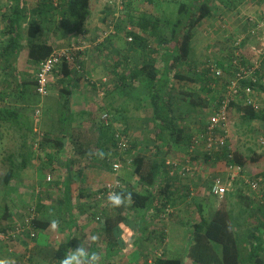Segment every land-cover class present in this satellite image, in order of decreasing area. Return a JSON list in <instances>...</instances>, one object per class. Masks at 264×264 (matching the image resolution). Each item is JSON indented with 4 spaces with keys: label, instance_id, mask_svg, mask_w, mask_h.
<instances>
[{
    "label": "crops",
    "instance_id": "obj_1",
    "mask_svg": "<svg viewBox=\"0 0 264 264\" xmlns=\"http://www.w3.org/2000/svg\"><path fill=\"white\" fill-rule=\"evenodd\" d=\"M12 1L13 0H0L1 48H4L7 45V41L9 39V33H7V31L8 29H11V27H8V24H10V19H8L7 23L6 19H4L1 14L10 11L9 7L12 6ZM63 1L65 2L66 0ZM96 1L97 0H91L90 14L85 23L75 26L77 20H70V22L74 23L75 26L74 30L70 31L69 28L61 30L55 25L54 19L62 17L59 11L54 12L52 18H50V14L48 17L50 19H44V11H42L44 9L43 4H45V2L47 3L48 0H25V9L29 16L28 20L22 24V48L20 49L17 58L12 59V65L9 67L5 66V64L8 63H6L0 56V95L2 94L4 97L0 98V109H3L5 111L4 113L6 114L5 119L1 121L0 125V166L7 164L8 168H10L13 164L12 160H15V163L18 164H23L25 163V160H29L28 165L18 173V175H20L18 178L20 179L21 183H19V186L15 185L17 180L13 179L12 189L17 188V192L20 194H28L30 196L35 195V198L37 199L36 205L39 206L38 216L43 220V222H48L49 224L47 227L39 228V230L36 231L39 234L37 239L34 241H30L32 238H30L28 234H24V236L19 241L13 244L16 245V249L18 248L16 251L19 252L21 250L20 254L26 255V261L22 262V259L18 261L20 257L16 251L9 253V250L11 249L10 246H12L11 243H1L0 259L3 258L8 262V264H30V261L36 264H48L52 258L53 252H55V249L58 248V243L61 241H70L71 245L69 254H71L72 251L76 250L78 247H83L89 253L95 245V242L99 240L97 237L102 235V223L104 220V215L100 211V206H102L104 202H99L95 193L100 185L95 184L92 186L84 184L83 186L86 195L80 197L73 196L70 201V208L66 207L63 191L68 177L69 167L71 171L72 169H76L79 166L88 163L101 167L104 166L103 164L106 161L107 154L108 156L110 153L116 154L117 150L115 145H113V141L108 140L112 135L108 136L107 138L106 124L101 118L103 113L106 111L112 113L115 112L118 117V122L126 127L129 134L132 135L133 133L134 136L136 135L133 141H136L135 143L138 147L144 148V146L147 145L146 142H149L151 146L154 144L152 138L147 140L148 137H151V134L144 139L142 138L147 134L145 130H148L151 133V128L154 127V123L152 121L145 122L147 119L146 117L152 116L150 102H148L147 99V90H145L142 85H139L136 82L132 83L131 80L129 81V77V86L125 87V84L127 83L123 77H121L124 68L137 66L142 59L147 58L144 57L146 53H142L140 47H132L127 44L125 42L124 36L120 37L121 39L116 38L117 43L114 44L116 47L114 50H112L113 46H108V48H106V43H98L86 52H81L82 54L85 52V56L82 61V72H79L77 69L72 67L71 74H69L64 79L58 70L54 72L50 84V93L46 98H41V96L36 92V72L38 65L30 62L28 57L29 50L27 44L29 33L28 27L30 21L36 20L37 22L40 21V23H42V26L44 27L43 35H39V38L47 39L48 42L53 44L54 49L64 48L70 45L71 42L76 39L80 40L88 38L93 40L92 38H95L99 32H101V27L103 24L102 17H104L103 8L105 6V2L104 4H101ZM167 1L168 0H154V4L151 6L148 7L145 5H139V9H147L150 14H158V16L159 14L164 15L170 8L174 7L173 3L172 5L168 6L166 3ZM193 1L195 5L202 0ZM241 1L244 2V5L240 7L242 9H246L243 14L257 13L264 6V0ZM217 2L218 1L216 0H212V5L214 6ZM232 2L236 3L233 4V10H229L228 5L226 4V6L215 5L222 7L223 12H214L213 15L204 20V22H219L216 14L220 16L225 14V12L232 13L234 10L236 11L237 6L234 7V5H237V2L236 0H232ZM241 4L242 2L240 5ZM143 6L144 8H141ZM179 6L180 5L176 6V8ZM239 12L240 11L237 10V12L232 13L231 16H221L222 22H226L227 20L228 23L234 24L231 27V35L234 36L247 29V24L245 21H243V19L241 22V26L243 27L239 26L238 22L236 21L238 19L241 20L239 16H235L238 15ZM234 16L236 18H234ZM97 38L98 37H96V39ZM252 44H259V41L254 38L247 40L245 43V50L247 53L250 52L249 49L250 45ZM106 51L111 54H107L106 56ZM228 51L223 52L221 55L220 53L217 55L219 56L218 60L220 63L228 62ZM113 54H115V56ZM108 55L114 57H109L108 59ZM194 59L195 55L192 53V58L189 64L187 63L180 68H185L188 65V70L193 69L192 71L196 70L202 72L200 68L203 66H199V64H202V60L200 61L198 59ZM117 60L120 63L118 67H116ZM113 61L116 62L111 63ZM106 75L109 78L108 86L105 84L99 88L98 85L95 83L93 84L91 81H99L106 77ZM215 82L217 83V81ZM174 84L178 89L175 91V98H184V94H181L180 91L187 85H189V87L192 85L193 88L196 87V84L190 82L188 83V80L184 82L175 78L173 79L172 85ZM200 84H198V86ZM19 86L22 89L21 92L17 91L16 89V87ZM5 88H8V93L6 96H4L2 91H5ZM101 89H108L107 95L101 96ZM255 99L258 101L257 103L260 104L261 110L264 111V81L261 82L260 87L256 89ZM39 107L42 109V119L40 120L41 127L44 129L43 131L51 137V140L45 143L43 148L40 150L36 151L33 150V148L28 150V148L25 146V143L23 141L21 142V139L27 133H29V130L31 129L30 124L32 121H34L36 125L34 113L36 108ZM178 112L181 113L180 111ZM233 112L235 114L238 113L240 116V113L234 108L230 111L231 116ZM187 116L189 115H184V117ZM15 117H18L17 123L14 121ZM132 120H134L135 123H132ZM138 120H141L139 124H137ZM197 121L194 122L193 120L191 122V127L188 125L185 126L186 122L184 121H180V123L183 126L184 131L187 134H191L194 133V131L201 129V127H203V129L205 128L207 121H203L204 124ZM255 122L258 124L256 128L254 126ZM231 124L232 126L234 125L232 122ZM236 128L237 127H234L233 130L236 131ZM248 128H250V134L254 135L253 133H257L259 136H264V118L253 121L250 123V125H247L246 123V127H244L242 130L239 127L241 134L247 135ZM35 129L36 126H34V130ZM133 130H137V132H134ZM247 139L249 140V138ZM231 143L234 145L236 150L242 152V148H240L239 144L236 145L234 142ZM248 143L244 146H247ZM170 144V149L165 148L164 150L166 154L174 152L173 150H176V148L181 145L180 143L176 144L174 139L170 141ZM59 146L61 147L59 148ZM183 146L184 144L182 147ZM182 147H179L180 152L183 150ZM4 151H6L7 154H5ZM148 152V156H152L156 151L153 148L152 150H148ZM26 157L28 159H26ZM72 162L73 164H71ZM210 168L211 170L204 172L203 175L198 176L197 179L190 177L180 178L179 182L176 181L175 183L172 181L173 179L166 176L164 171H162L160 174L157 184L154 187V191L158 192L161 187L165 186L164 190L168 196H171V203L174 205L176 210V214H174L175 221L187 223L190 222V225H192L195 220L197 221V215L200 214L199 209L201 206L202 214L206 217L207 215L205 213V209L207 203L209 204L207 212H209L210 215L213 214L210 212L213 205H216V210L223 206V204L217 202L218 197L214 195L210 194L209 197L202 196V190H206L207 185H210V183H212L215 178H226L228 173L226 169V163L224 160L221 161V159H219L216 163L213 162L210 164L209 168L207 167V169ZM39 171L42 172V175H40ZM124 171L126 172L125 176L122 175V171H120V175L121 177L127 178L126 182L128 184L134 183L133 185L141 190L148 188V186L142 184L139 178L135 175L132 165H130L129 169H124L123 172ZM48 176L52 178L51 182L47 181ZM130 178L131 180L128 181ZM169 182L170 185L167 187L166 184ZM29 183L34 186H38L35 190V194H32L31 191H25L28 189ZM191 188L196 189V194L193 196L189 194ZM4 192L6 194L8 193L7 191L0 189V195L3 196L5 194ZM213 198L216 201L213 200ZM232 198H234V196L229 197V199ZM238 199L240 201L245 200L239 196ZM6 203L0 204V208H2V206L8 207ZM237 203L239 204V202ZM237 203L235 205H237ZM225 205L229 208V211L233 216L235 215V217H240V219L234 218V220L237 221L236 226L245 227L243 231L246 232L247 227L249 228L252 225L249 224V220L251 218L250 215L254 216V206L252 209H248L249 211H244V207H238V209L230 210L235 208V205L231 203V201ZM252 205H254V202ZM129 212V219L133 222L137 230L138 222H135L136 220H134V216L132 218V211L129 210ZM1 214L2 210H0V217ZM3 215L8 220L17 218V216L14 214H10V210L8 211V209L5 210ZM262 220H264L263 216ZM263 222L264 221L261 223ZM261 223L260 226L262 225ZM128 228V226L124 227V233L132 240L134 239L136 230L133 232V230L129 231ZM236 229L238 228L236 227ZM97 245L99 251L96 261L99 264H106V258L109 259L108 257H110L111 259L110 255L106 256V254H108L106 253V245L100 243H97ZM101 245L104 247L103 249H101ZM130 247H132V249H130V251L128 250V256L130 258L128 259V264L142 263L145 260V256H141L135 245ZM262 255L264 257V250ZM184 264H195V262L192 259L185 257Z\"/></svg>",
    "mask_w": 264,
    "mask_h": 264
},
{
    "label": "trees",
    "instance_id": "obj_2",
    "mask_svg": "<svg viewBox=\"0 0 264 264\" xmlns=\"http://www.w3.org/2000/svg\"><path fill=\"white\" fill-rule=\"evenodd\" d=\"M61 1L58 7L54 6L52 0H48L47 3L45 2L43 4L44 9L42 8V11H44V19H47L50 14V18H52L54 12L59 11L62 17L59 14L60 18L56 17L57 19H54V21L57 28L61 30L69 28L70 31H73L75 26L85 23L90 14L91 0ZM231 1L229 0L226 4L229 10L233 8V6H229V2ZM24 3L25 0H13L12 6L9 7L10 11L1 14L6 19V22L10 19L8 27H11L7 31L9 33L7 45L0 50V56L8 63L5 64L6 67L12 65V59L17 58L22 48V24L28 20L29 16ZM137 3L139 4L137 5ZM124 4L123 10H120L118 16L119 20L115 23V28L117 29L116 34H119L118 30L122 28V24H124V27L128 23V26L131 24L133 30L126 29L124 32L126 43L132 47H140V50L148 55L137 66L124 68L121 77L127 83L125 87L129 86V81L131 80L132 83L136 82L147 90V99L150 102L152 114V116H149V121L154 123V127L151 128V137L147 138V140H150V138L153 139V146L149 142H146L147 145L144 148L137 147L135 148L136 150H133L136 147V141L134 142L131 139L132 150H127L125 153H132L131 158L134 173L140 182L148 186V188L141 190L130 183L127 188L120 192L122 200L124 201L122 204L115 206L110 200H107L100 206V211L104 215L102 223L103 232L100 237H97L99 240L95 242V245L89 252V256L92 254L98 256L99 250L97 243H100L106 245V253H108L106 256L110 255L111 258H114L113 256L119 253L125 255V251L132 249L130 246L135 245L138 252L145 256L144 261L147 262L149 259H152L154 264H184L185 257L192 259L195 264H264V257L262 255L264 250V222L261 223L264 221L262 220V216L264 217V196L260 199L256 194L252 195L247 193L246 189L243 188L246 184L245 181L243 182L244 184L240 182L244 180V177L254 178L264 176V151L251 150L249 154H244L235 149V161L242 166L243 177L235 181L234 185L236 190L224 197L227 200L229 197L234 196L237 202H239V205L244 207V211H249L248 209H252L254 206V216L250 215L251 218L249 220V224L252 225L249 228L247 227L246 232L236 229L237 222L235 223V220L233 221V215L225 204L217 209L210 217L202 214L201 206L199 209L200 214L197 215V221L195 220L196 222L194 221L192 225H190V222H177L174 217L176 210L171 203V196H168L164 190L165 186L161 187L158 192L154 191V187L162 171L168 176V166L165 164V160L168 157L163 154L165 153V148L170 149L171 140L174 139L176 144L180 143L181 145L179 147H182L184 144L182 147L183 150H181L182 152L179 155L180 159L184 161L190 159V161L195 162L201 155V147L197 148L194 152L190 151L194 143V136L199 134H187L180 123L183 114L179 113L176 108L174 94L177 88L175 84L172 85L173 79H179L184 82L188 80V83L196 84L195 88L187 85L188 87L182 88L180 92L184 94V99L181 100L186 102L190 110L197 113L203 110L206 112L208 107L215 106L223 98L221 92L219 96L215 94L216 90L221 89L220 87L219 89L218 87L214 88L212 82L218 81L221 87L228 84L229 79L227 80V77L221 79V81L211 76L208 66L202 72L196 70H187L186 72V67L180 68L187 63L189 64L192 58L193 42L197 35V27L215 12L212 0H202L195 5L193 0L180 1V6L176 10L177 17L175 19L165 18L164 21L161 19L164 18V15L167 17L168 13L164 15L159 14L158 16V14H150L147 9L135 11V7L140 8L139 5L151 6L154 4V0H124ZM141 8H144V6ZM103 10L104 17L102 18L107 23L109 16L113 17L117 11V5L115 6V4L113 5L109 1H106ZM131 12H135L134 15ZM70 20H77L75 26L71 25ZM124 20L129 22L124 23ZM43 29L44 27L40 21H30L27 44L29 50L28 57L30 62L38 66L42 60L54 51L53 44L48 42L47 39L39 38V35H43ZM130 36L132 37L131 41L128 40ZM115 40V37L110 36L100 43H106V48H108V46L117 43V40ZM150 40L156 46H150ZM232 50L229 48L228 51V66L225 67L226 64L220 63L218 59V61L216 59L212 60L223 68L226 74H229L228 76H232L231 73L234 70ZM210 61H207V65ZM114 62L116 61L111 63ZM119 64L117 60L116 67ZM72 67L69 63L62 62L54 72L58 70L64 79L71 74ZM106 77L108 76L106 75ZM198 84L200 85L198 86ZM215 84L217 83L215 82ZM106 85L108 86V82ZM258 87H260V83L254 85L255 89H258ZM16 89L17 91H22L20 86L16 87ZM2 91L4 96H6L8 88ZM0 98H4L2 94ZM233 108L240 112L241 122L247 123V125L264 118V111L261 110V107L255 108L245 103L244 98L238 100L233 99L230 103L229 112ZM4 112L3 109H0V125L1 121L5 119L6 114ZM105 113L110 114L112 112L106 111ZM14 121L17 123L18 117H15ZM113 121L111 115L110 123L106 124V131L107 138L112 135V139L109 138L108 140L113 141V145L116 148L115 132L117 129L114 128ZM50 140L51 137L45 133L39 149H42L45 143ZM179 147L176 150H179ZM153 148L156 152L152 156H148V150H152ZM203 155L211 163H216L219 159L225 157L224 154H218L217 158L212 159L205 151H203ZM107 156L108 154L106 155L104 166L101 167L89 163L72 169V171L69 167V173L63 191L66 207L70 208V201L73 196L80 197L86 195L84 184L92 186L95 184L100 185L95 195L99 202H101L102 200L97 197L98 193L102 192L107 184L115 183L118 179H121V168L115 169L111 165V153ZM26 159L28 158L26 157ZM12 162V166L3 177V184L6 186L5 191L10 193L15 190L12 189V180L20 176L18 175L19 171L28 165L29 160H25L23 164L15 163V160H12ZM178 169V173H180L181 167H178ZM180 178L178 176L172 181L174 183L176 181L179 182ZM168 185H170V182L166 184L167 187ZM128 193H131V200L127 199ZM238 196L245 200L240 201ZM253 202L254 205H252ZM168 205L173 207L174 210L166 214L167 217L164 218V207ZM38 209L39 206L36 205V216L32 219V226L36 231L39 228L49 225L48 222H43L39 218ZM129 210L132 211V218L134 216L135 222H138V224L136 223L137 230L133 222L129 219ZM2 222L0 220V226L2 228L12 227L15 223L13 221H9L8 224ZM260 223L262 224L261 226ZM125 226L129 227V231L133 230L134 232L136 230L134 239L131 240L126 236L124 233ZM58 244V248L53 252L49 264H61L62 259L70 253V241H61ZM169 244L171 246L167 250L165 246ZM9 251V253H12L11 250ZM123 255L120 257H123ZM108 258L110 259V257ZM116 259H118V256ZM146 262L145 264H147ZM95 264L99 263L95 261Z\"/></svg>",
    "mask_w": 264,
    "mask_h": 264
},
{
    "label": "built area",
    "instance_id": "obj_3",
    "mask_svg": "<svg viewBox=\"0 0 264 264\" xmlns=\"http://www.w3.org/2000/svg\"><path fill=\"white\" fill-rule=\"evenodd\" d=\"M55 7H58L61 3V0H52ZM115 6L117 5V12L122 11L125 4L124 0H107ZM106 2V0H105ZM244 12V11H243ZM119 16V14H117ZM239 17L241 20L246 22L247 29L242 31L234 36L230 48L233 49L232 52V62L234 64V70L231 73L232 76H228L225 70L221 68L216 62L210 61L207 65L211 76L217 80H221L227 77L228 84L225 86L226 90L224 91L223 98L220 99V103L212 106L210 111L205 128L202 133L195 135L193 138V144L190 148V151L194 152L197 148H202L208 156H211L212 159L217 158L218 154H224L225 157L223 160L226 163L227 176L225 179L222 177L215 178V180L210 183L207 189L202 190V196L205 195H214L219 198H223L229 186H231L237 179L243 177L242 175V166H240L235 161V150L231 144L228 143L226 135L229 134L230 128L232 126L230 121V112L229 107L233 99L238 100L244 98L245 103L254 106L255 108H260V104L257 103L255 99L256 89L254 88L255 84H258L262 81V72L260 70L261 65L256 60V58H250L246 54L251 53L256 55L258 58L264 59V6L257 13L243 14L240 12ZM114 17V16H113ZM242 22V21H241ZM116 20L108 19L106 31L102 32V35L96 39L94 42L91 39H76L71 42L70 45L64 48H57L44 60H42L38 66L36 72V92L42 96H48L50 93V84L52 81V76L55 69L60 66L62 62H67L79 72L83 71L82 61L85 56V52L104 40L107 37H112L117 33L115 28ZM128 30H133V27L128 26ZM256 39L259 41V44L250 45V49L247 53L245 50V41L249 39ZM128 40H132V37H128ZM85 51L83 54L81 52ZM81 53V54H80ZM255 59V60H254ZM225 67L228 66V63H225ZM92 83L96 84L101 88L107 82L109 83V78L104 77L99 81L91 80ZM222 81V80H221ZM246 82V83H245ZM101 96L106 95V90L101 89ZM42 115V109L36 108L34 116L35 119H39ZM105 124H109L111 120V115L108 113H103L101 116ZM115 139H116V149L119 153H124L131 148V137L123 127H116ZM44 133L39 132V139L34 142V146L38 149L41 145ZM260 144L264 146V138L260 139ZM132 158L130 157L128 162L131 163ZM115 169H120L122 164L119 160H113L110 162ZM166 166H168V177L177 178H194L197 179L198 176H202L204 173V167L199 161L192 162L190 159L182 160L180 158H168L165 160ZM121 166V167H120ZM178 167H181V170L178 173ZM50 176L47 177V181H51ZM245 185L252 190L253 194L258 195L260 199L264 196V176L249 178L244 177ZM156 186V185H155ZM128 187V184L124 183L121 179H118L115 183L107 184L103 191L98 193L97 197L103 202L109 200L110 194H120L121 190ZM196 189L191 188L190 195L193 196L196 194ZM165 212H163L164 218L167 217L166 214H169L174 210L171 206H165ZM36 216L35 206L29 209L27 215L22 217V220L16 222L12 227L2 228L0 226V244L11 243L19 241L24 234H28L30 238L36 236V230L32 226V219ZM12 246H10L11 248ZM13 251L12 249H10ZM147 264H154L152 259H149Z\"/></svg>",
    "mask_w": 264,
    "mask_h": 264
},
{
    "label": "rangeland",
    "instance_id": "obj_4",
    "mask_svg": "<svg viewBox=\"0 0 264 264\" xmlns=\"http://www.w3.org/2000/svg\"><path fill=\"white\" fill-rule=\"evenodd\" d=\"M107 1V0H106ZM172 1V2H171ZM180 1H185V0H168L166 3H167V5L168 6H170V5H172V3L174 4V7H172V8H170L168 11H167V13H168V16L167 17H165V15H164V18H162L161 20L162 21H164L165 20V18H167V19H175L176 17H177V11H176V6H178L179 5V2ZM216 1H218L215 5H218V6H223V5H225V4H227L228 3V1L229 0H216ZM231 1V0H230ZM96 2H99V3H101V4H104V2H105V0H97ZM236 2H237V10H239L240 12H242L243 13V11L245 12V10L246 9H242L241 7L244 5V2L243 1H241V0H236ZM242 2V4L240 5V3ZM165 3V4H166ZM230 3V7H232L233 6V4H236V3H234V2H229ZM139 3H137V5H138ZM0 5H1V3H0ZM214 5V9H215V12H217V13H222L223 12V8L222 7H218V6H215ZM241 6V7H240ZM239 8V9H238ZM232 10H233V8H232ZM237 10L235 11H233L232 13H235V12H237ZM135 11H139V8H136L135 7ZM174 11V12H173ZM239 12V13H240ZM134 13L135 12H131V14H133L134 15ZM232 13H230V12H225V14H223V15H218V14H216V17H218V21L219 22H216V21H207V22H203L201 25H199L198 27H197V35L195 36V40H194V42H193V53H194V55H195V59H198V60H202V64H199V66L201 67V66H203L202 68H200L202 71L204 70L203 68H206V66H207V61H209V60H214V59H218L219 58V56H217V55H219V53H220V55L223 53V52H227L228 50H229V47L231 46L230 44L232 43V41H233V39H235L233 36L234 35H231V27L234 25V24H232V23H228V21L226 20V22H222V20H221V18L222 17H224V16H231L232 15ZM238 13V14H239ZM117 14H119L117 11L114 13V17H111V16H109V19L111 18V19H114V20H116V21H118L119 20V17H118V15ZM222 16V17H221ZM236 17H238L239 15H235ZM234 16V18H236ZM236 20V19H235ZM237 22H238V24H239V26H241V21L242 20H240V19H238V20H236ZM125 22H129V21H127V20H124V23ZM103 24H102V27H101V32H99V34L96 36V37H100L101 35H102V32L103 31H106V29H108V27H107V23L106 22H102ZM129 24V23H128ZM128 24H126L125 25V27H124V24H122L121 26H122V28H120L118 31H119V34H116L115 36H113V37H115V38H120V37H123L124 36V32L126 31V29H128L129 27H128ZM70 25V24H69ZM71 25H74V23H72ZM131 25V24H130ZM129 25V26H130ZM132 26V25H131ZM133 27V26H132ZM241 27H243V26H241ZM100 30V29H99ZM138 31V30H137ZM96 37L95 38H92L93 39V41L94 42H96ZM124 38H125V36H124ZM121 39V38H120ZM121 41V40H120ZM151 41V40H150ZM125 42H126V40H125ZM149 43H151L150 44V46H156L155 45V43L153 42V41H151V42H149ZM93 46H95V45H93ZM112 46H113V48H112V50H114V48H116L115 47V45L114 44H112ZM109 47H111V46H109ZM3 48H1V46H0V50H2ZM224 49H227V50H224ZM144 51H142V53H143ZM107 54H111V53H108V51L106 52V56H107ZM114 56H115V54H113ZM147 55L148 54H145V56L144 57H147ZM247 56H249L250 58H256V60L260 63V65H261V68H260V70L262 71V81L261 82H263L264 80V78H263V76H264V73H263V71H264V59L263 58H258L256 55H253V54H251V53H249V54H246ZM114 56H109L108 55V59H109V57H111V58H113ZM144 59H146V58H144ZM194 59V60H195ZM255 60V59H254ZM137 61H140V60H137ZM218 61V60H217ZM204 62V63H203ZM188 66V65H187ZM186 66V72H187V70H188V67ZM193 69H191V70H188V71H192ZM260 82V83H261ZM217 83H218V81H217ZM195 84V83H194ZM212 86L214 87V88H216V87H218V89H219V87H220V91L219 90H216V92H215V94L217 95V96H219V94H220V92H222V94L224 93V91L226 90V88L224 87V86H220L219 84H215V82H212ZM190 87H192V85L190 86ZM176 90H178V89H176ZM106 95H107V91H106ZM221 95V94H220ZM47 96H45V97H42L41 96V98H46ZM181 99H184V98H175V103H176V108L178 109V111H180L181 112V114H188L189 116H187V117H184V115L181 117V119H180V121H184V122H186V125L185 126H192V121L194 120V122H196L197 120V122H200V123H202V124H204L203 123V121L204 122H206L207 121V118H208V115H209V113H210V111L213 109L212 107H208L207 108V110H206V112L203 110L202 112H199V113H197V112H195V111H193V110H190L189 109V107L187 106V104H186V102H184V101H182ZM257 101V100H256ZM142 102V101H141ZM258 102V101H257ZM211 109V110H210ZM210 110V111H209ZM240 113V112H239ZM111 115H112V119L114 120L113 121V123H115L114 125H115V127L114 128H116V127H123V129L126 131V132H128V130L126 129V127L125 126H123V124H121L120 122H118V117H117V115H116V113L114 112L113 114L112 113H110ZM193 114H195V115H193ZM41 117H42V115H41ZM41 117H39V119L37 120V119H35L36 120V125H35V122L34 121H32L31 122V129L29 130V133H27L22 139H21V142L23 141L24 143H25V146L28 148V150H31L32 148H33V150H40L39 148L38 149H36L35 148V146H34V142L35 141H37L38 139H39V132H42V133H46V132H44L43 130V128L41 127ZM230 120H231V122L234 124L232 127H231V130H230V136H229V134L228 135H226V139H227V141H228V143L229 144H231L232 146H233V148H234V150H235V147H234V145L231 143V142H234V144H239V146H240V148H242V153H244V154H249L250 152H251V150H258V151H264V146L263 145H261L260 144V139L261 138H264V136H259L257 133H253L254 135H252V134H250V128H248V134L247 135H243V134H241V130L244 128V127H246V123H242L241 122V120H240V116H239V114L237 113V114H235L234 112L232 113V116H231V114H230ZM147 119L145 120V122H148L149 121V116L148 117H146ZM38 121H39V124H38ZM139 122H141V120H138V122H137V124H139ZM132 123H135V121L134 120H132ZM150 125V124H149ZM258 124H257V122H255L254 123V126H255V128H256V126H257ZM34 126H36V131L34 130ZM251 126H253V125H251ZM234 127H237L236 128V131L235 130H233V128ZM239 127H240V129H239ZM138 129V128H137ZM145 129V128H144ZM28 130V129H27ZM134 132H137V130H133ZM202 131H203V127H201V129H199V130H197V131H194V134H201L202 133ZM145 132L147 133L146 135H145V137H142L143 139L144 138H146V137H148V136H150V132L148 131V130H145ZM237 132H238V134H237ZM145 134V133H144ZM193 134V133H192ZM28 135H29V137H28ZM129 135H131V134H129ZM241 136V137H240ZM251 136H253V137H251ZM134 137H136V135L134 136L133 135V133H132V135H131V139H132V141L134 140ZM230 137V138H229ZM247 138H249V140L247 139ZM231 139V140H230ZM246 140H248V141H246ZM131 141V142H132ZM238 142V143H237ZM244 142V143H243ZM249 142V143H248ZM248 143V145L247 146H244V145H246ZM138 146L136 145V147H134L133 148V150L135 149V148H137ZM31 148V149H30ZM129 150H132V148L131 149H129ZM136 150V149H135ZM174 152H170V153H168V154H166V153H164L163 155L165 156V154H166V156L168 157V158H172V157H178L179 158V155L181 154V152H180V150H173ZM203 149L201 148V155H200V157L198 158V160L197 161H199L200 160V163L202 164V166L204 167V172H206V171H208V170H211V168L210 169H207V167L209 168V165L210 164H212L211 162H208L207 160H206V158L204 157V155H203ZM4 153L5 154H7V152L6 151H4ZM111 155H112V157L110 158V162L111 161H113V160H119V162L122 164L123 163V166L121 167V170L120 171H122V175H124L125 176V171L123 172V170L124 169H129L130 168V165H132V161H131V163H128V160H129V158L132 156V153L130 154V153H118L117 151H116V154H114V153H111ZM196 161V162H197ZM221 161H223L222 159H221ZM126 162V163H125ZM132 168V167H131ZM9 168H8V166H7V164H4L3 166H0V189H3L4 191H5V189H6V186L3 184V177H4V175H5V173L7 172V170H8ZM40 172V175H42V172L41 171H39ZM120 174H121V172H120ZM121 176V175H120ZM132 177V176H131ZM121 178V180L124 182V183H127L126 181H127V178L126 177H120ZM134 178H136V177H134ZM16 180H17V182H16V184L15 185H18L19 186V183H21V181H20V179L17 177V178H15ZM129 180H131V178L130 179H128V181ZM52 181V180H51ZM51 181H48V182H51ZM240 182H242L243 183V181H240ZM235 183V182H234ZM234 183L231 185V186H229V190L227 191V193H226V195L225 196H227L228 195V193H230V192H233V191H235L236 190V187H235V185H234ZM128 184V183H127ZM134 184V183H133ZM244 184V183H243ZM137 185V184H136ZM18 186H15V187H18ZM209 185H207V187H208ZM38 186L37 185H32L31 183H29L28 184V189H26L25 191H31L32 192V194H35V190H36V188H37ZM243 188L244 189H246V192L247 193H250V194H252L253 195V192H252V190L251 189H249V187L247 186V185H245V187L243 186ZM13 189H15V190H13L12 191V193H10V192H8L7 194L5 193L3 196L2 195H0V204H4V203H6V204H9L8 205V207H5V206H2V208H0V210H2V214H1V217H0V220H2L3 222L2 223H4V224H8L9 223V221H13V222H18L19 220L21 221L22 220V216H24V215H27L28 214V212H29V209L31 208V207H33V206H36V203H37V199L35 198V195L34 196H30V195H28V194H20V193H18L17 191H18V189L17 188H13ZM2 192V191H1ZM1 194V193H0ZM28 195V196H27ZM224 196V197H225ZM205 197H209V195H205ZM216 197H218V196H216ZM217 198V202H219V203H221V204H228V202L229 201H231V203H233L234 205L237 203V200H236V198H232V199H227V200H225V198ZM206 200H207V198H206ZM211 200H212V198H211ZM213 200H215L214 198H213ZM216 201V200H215ZM209 204L207 203L206 204V215H207V217H210L211 215H210V213L209 212H207V209L209 208V206H208ZM233 205V206H234ZM232 206V207H233ZM238 207H243L242 205H239L238 203H237V205H235V208H232V209H230V210H235V209H238ZM10 208V209H9ZM6 209H8V211L10 210V214H14L15 216H17V218L15 219H12V220H8L7 218H5L4 217V212H5V210ZM216 211V205H213L212 206V210L210 211V212H212V213H214ZM209 215V216H208ZM233 218H238V219H240V217H235V215L234 216H232V219ZM233 221H234V219H233ZM237 221L235 220V223H236ZM14 223V224H15ZM13 225V224H12ZM237 228H238V230H244V228L245 227H243V226H236ZM38 232H36V236H35V238H33V239H31L30 241H34L35 239H37V237H38ZM173 243V242H172ZM170 244L169 245H166L165 247H166V249L168 250L169 248H170ZM19 247V246H18ZM104 247H102L101 246V249H103ZM11 249L13 250V251H16L17 249H16V245H13L12 244V247H11ZM130 251V250H129ZM129 251L128 252H126V254L125 255H123V254H121V253H119L118 255L116 254V255H114L113 257V259L111 258V259H107L106 258V264H108V263H111V264H128V259H130L129 258V256H128V253H129ZM16 252H18V251H16ZM20 252H21V250L18 252V254H19V257H20V259H18V261H20L21 259V261L23 262V261H26L25 260V256L26 255H23V254H20ZM141 254V256L143 257V254L142 253H140ZM139 254V255H140ZM103 255V254H102ZM123 255V257H120V256H122ZM118 256V259H116V257ZM119 257H120V260H119ZM145 262L146 261H143L142 263H139V264H145ZM27 264H29V263H27ZM30 264H36V263H34V262H32V261H30ZM49 264V263H48ZM135 264H137V263H135Z\"/></svg>",
    "mask_w": 264,
    "mask_h": 264
},
{
    "label": "clouds",
    "instance_id": "obj_5",
    "mask_svg": "<svg viewBox=\"0 0 264 264\" xmlns=\"http://www.w3.org/2000/svg\"><path fill=\"white\" fill-rule=\"evenodd\" d=\"M127 199L131 200V193H128ZM109 200L113 205L119 206L124 201L120 194H110ZM97 260V256L92 254L89 256V253L83 248L78 247L76 250H73L71 254L64 257L61 261V264H95ZM0 264H8V262L4 259H0Z\"/></svg>",
    "mask_w": 264,
    "mask_h": 264
}]
</instances>
